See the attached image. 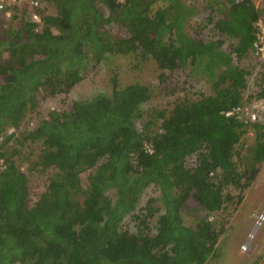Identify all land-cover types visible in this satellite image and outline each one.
Listing matches in <instances>:
<instances>
[{
  "label": "trees",
  "instance_id": "obj_1",
  "mask_svg": "<svg viewBox=\"0 0 264 264\" xmlns=\"http://www.w3.org/2000/svg\"><path fill=\"white\" fill-rule=\"evenodd\" d=\"M157 1L48 0L41 22L24 10L13 17L16 28L0 17V264H208L216 255L228 228L225 212L243 202L264 162V114L258 108L243 118L248 72L239 63L264 8L254 0H199L219 36L206 43L184 33L192 4L159 0L166 7L155 10ZM109 53L150 57L161 77L203 54L211 92L175 102L159 112L157 125L137 123L150 87H119L116 76L112 94L50 110L25 137L42 148L32 169L57 170L34 199L6 146L30 109L58 95L68 101L90 63ZM256 84L254 97L264 98V80ZM236 107L241 112L227 114ZM247 127L254 140L241 150ZM11 128L13 137L6 134ZM152 185L162 206L154 197L139 206ZM190 200L204 213L193 225L182 216Z\"/></svg>",
  "mask_w": 264,
  "mask_h": 264
},
{
  "label": "rangeland",
  "instance_id": "obj_2",
  "mask_svg": "<svg viewBox=\"0 0 264 264\" xmlns=\"http://www.w3.org/2000/svg\"><path fill=\"white\" fill-rule=\"evenodd\" d=\"M183 1L186 3L185 6L192 4L185 17L184 33L188 34L189 37L196 38L199 36L205 41L208 40L212 24L209 19L210 10L206 7L205 2L199 0ZM255 3L264 8V1L256 0ZM24 5L27 6L26 0L21 4V8ZM152 7L155 10L159 8L163 10L166 7V3L158 0ZM7 24L14 28L20 25L13 18ZM108 28L111 30L112 35H116L120 31L119 25L114 23L109 24ZM122 35H125V32H122ZM168 35L169 33L165 34L164 40L167 39ZM175 57H179V54H175ZM205 57V55L200 54L196 57L195 62L184 61L180 68L172 73L167 72L164 77H161L163 70L150 57L143 58L139 53H109L100 61H92L90 63L89 70L84 73V78L69 93L68 101L66 99L64 101L62 99L63 96L58 95L41 103V107L37 110L30 109L22 122L21 131L6 146L5 152L8 151L14 154L22 169L26 172L29 177V186L33 198L36 199L38 194L44 189L47 183V175L55 174L57 170L50 168L48 171L43 172L32 169L33 163L38 161L42 148L39 142H29L25 137L28 135L27 131L34 130L43 119L48 117L50 110H57L58 108L59 112H63L68 110L69 105L74 100L89 99L99 93L112 94V79L116 76L119 87L135 82H140L150 87L151 96L141 104L142 116L138 118L137 123L141 125L143 121L152 119L157 125V122L161 123L159 112L170 111L175 102L186 99L197 101L203 94L206 95L211 92L212 77L207 73L209 70L207 63L205 65ZM235 59L238 60V57ZM198 60L199 62H197ZM240 65L245 67L248 72V88L244 92L242 99L246 105L243 118H248L246 116L254 113V110L258 108L259 114L262 116L264 114V98H255L254 96L260 89V86L256 83L259 80H264V61L260 60L254 47H249L246 55L240 59ZM212 70L217 73L220 68L214 67ZM215 77L217 75L213 76V78ZM61 100L64 102H61ZM248 128L240 140L239 148L241 150L254 140V131ZM0 159L2 162V158ZM259 167L258 177L245 192L243 202L230 206L225 212L224 217L228 221L227 232L221 235L217 244V253L210 258L208 264H264V162ZM81 177L85 181L87 172H83ZM83 185H85V182H83ZM150 197L157 198L153 204L162 206L161 201L158 199L160 192L155 185L149 187L142 194L139 206H144ZM202 215L204 213L197 210L192 200L187 202V205L182 209L184 222L188 225H193L196 219ZM125 221L129 222V219L127 218ZM130 226L132 230L135 229L132 223ZM244 246L247 248L246 250Z\"/></svg>",
  "mask_w": 264,
  "mask_h": 264
},
{
  "label": "built area",
  "instance_id": "obj_3",
  "mask_svg": "<svg viewBox=\"0 0 264 264\" xmlns=\"http://www.w3.org/2000/svg\"><path fill=\"white\" fill-rule=\"evenodd\" d=\"M27 1L30 6V10H29L30 20L35 21V22H41L40 11L43 7V4L46 2V0H27ZM236 1L240 2L243 0H236ZM22 2H24V0H0V17L3 19L13 17L15 11L17 13L19 12ZM255 26L257 30L256 32L257 38L255 40V47H256L258 56L260 57L261 60L264 61V21L262 19L258 20L255 23ZM241 110H242V107L241 108L236 107L235 111H228L227 114L232 115L239 111L241 112ZM254 117L255 116H253V118ZM14 131H15V128H11L8 130V132H6V134L11 135L13 137L12 133ZM0 144H1V140H0ZM244 248L246 249L245 246Z\"/></svg>",
  "mask_w": 264,
  "mask_h": 264
},
{
  "label": "clouds",
  "instance_id": "obj_4",
  "mask_svg": "<svg viewBox=\"0 0 264 264\" xmlns=\"http://www.w3.org/2000/svg\"><path fill=\"white\" fill-rule=\"evenodd\" d=\"M236 1V0H235ZM255 2H256V0H254ZM262 1H264V0H262ZM26 2H27V15L30 17V12H29V10H30V6H29V3H28V1L26 0ZM237 2V1H236ZM23 3V2H22ZM257 6H259V5H257ZM47 7V0H46V2L43 4V7H42V9H44V8H46ZM41 9V10H42ZM24 10V8H21L20 7V9H19V12L16 14V16L17 17H19L18 15H20V16H23V14H20L21 13V11H23ZM13 17H14V15H13ZM13 17H10V18H6V19H8V20H10L11 18H13ZM6 19H4L5 21H6ZM42 19V18H41ZM255 23L256 22H254V24H253V26H254V28H255V30H256V26H255ZM212 24V23H211ZM256 32H257V30L255 31V36H256ZM200 37L198 36V37H196V38H194L195 40H197V39H199ZM219 38V36L218 35H216V33H215V31L213 30V24H212V27H211V33H210V35L208 36V38L207 39H218ZM204 42H210V41H205V40H203ZM252 47H254V49H256V47H255V42H254V44H253V46ZM257 51V50H256ZM260 58V57H259ZM261 60V59H260ZM261 61H263V60H261ZM240 63V62H239ZM39 126V125H38ZM37 126V127H38ZM55 169V168H54ZM245 249V248H244ZM247 249V248H246ZM245 249V250H246Z\"/></svg>",
  "mask_w": 264,
  "mask_h": 264
},
{
  "label": "crops",
  "instance_id": "obj_5",
  "mask_svg": "<svg viewBox=\"0 0 264 264\" xmlns=\"http://www.w3.org/2000/svg\"><path fill=\"white\" fill-rule=\"evenodd\" d=\"M47 4H49V3H48V0H47ZM23 8H24V10H27V9H28L26 5H24ZM24 10H23V11H24ZM23 11H22V13H20V14H23ZM16 14H17V12L15 11L14 16H15ZM18 16L20 17V15H18Z\"/></svg>",
  "mask_w": 264,
  "mask_h": 264
}]
</instances>
